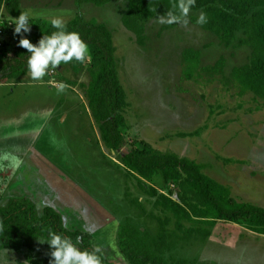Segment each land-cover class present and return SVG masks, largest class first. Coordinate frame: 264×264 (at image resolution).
Segmentation results:
<instances>
[{
    "label": "rangeland",
    "instance_id": "1",
    "mask_svg": "<svg viewBox=\"0 0 264 264\" xmlns=\"http://www.w3.org/2000/svg\"><path fill=\"white\" fill-rule=\"evenodd\" d=\"M126 7L127 0L101 5L86 2L81 6L77 0H20L21 12L32 13L29 23L54 16L68 22L82 12L88 20L104 23L111 30L118 72L129 102L120 154L131 150L133 142L147 141L162 152H176L204 163L207 174L231 187L233 198L264 207V108H257L259 102L252 93L239 95L237 86L229 81L232 67L249 60L250 49L221 47L210 33L189 20L184 26L160 24L157 19L148 24L149 40L141 46L122 23ZM4 13L3 8L0 16ZM187 47L202 50V67L224 58L222 71L212 75L201 68L199 74L187 79L182 59ZM61 76L75 79L71 71L59 69L54 76L36 82L29 77L23 84L0 85V118L2 112L16 108L24 111L26 104L24 109L20 105L36 102V116L29 117L31 128L36 127L32 129L37 133L35 149L57 164L79 190L82 186L117 211L120 218L133 216L141 220V228L154 232L157 221L142 216L135 198L143 197L148 211L164 217L166 214L155 209L132 174L123 171L119 154L111 152L101 138L102 146L99 144L100 130L85 93L89 78L82 76L70 85ZM22 77L11 81L18 82ZM61 84L63 91H58ZM53 109L56 111L51 120L41 125L43 116ZM6 129L0 128V143L7 142L3 134ZM25 139L19 138L21 142ZM22 182V178L16 180L14 188ZM36 182L33 180L32 185ZM158 189L170 193L177 187L168 183ZM97 207L93 204L95 214L102 219L105 211ZM145 218L148 220L144 223ZM169 229L174 230V219ZM179 234L172 240L176 249L168 254L169 259L187 258L193 264H264V234L243 224L221 220L206 240L182 241ZM24 260L22 252L0 249V264Z\"/></svg>",
    "mask_w": 264,
    "mask_h": 264
},
{
    "label": "trees",
    "instance_id": "2",
    "mask_svg": "<svg viewBox=\"0 0 264 264\" xmlns=\"http://www.w3.org/2000/svg\"><path fill=\"white\" fill-rule=\"evenodd\" d=\"M110 1L77 0V3L79 6L86 2L101 5ZM177 2L127 0L122 23L136 35L141 46H146L148 24L169 11L179 15L173 7ZM3 8L5 13L0 18L4 26L8 19L18 18L21 14L20 0H0V10ZM201 11L208 19L204 25L196 23ZM48 20L35 19L30 23L31 32L24 33V36L36 44L42 35H51L56 29ZM187 20L210 33L221 47L238 49L246 46L250 49L249 60L232 67L229 81L237 86L239 95L252 93L259 102L257 108H264V0H195ZM65 23L68 31L79 33L87 44L90 60L61 64L55 69L50 68L45 76L50 75L51 70L56 73V70L66 69L75 79L60 78L70 85L82 76L89 78L85 86L86 98L102 142L110 151L119 154L123 171L132 174L153 207L166 214L164 217L148 212L141 197L135 198L134 203L142 212L157 221L158 230L155 234L141 230L133 216L126 215L121 220L117 245L128 264H193L187 258L169 259L168 254L176 249L172 240L178 232H181L178 237L182 241L206 240L221 220L237 222L264 234V207L233 198L231 187L207 174L204 163L176 152H162L147 141L133 142L131 150L119 153L125 141V112L129 102L118 72L113 34L104 23L88 20L82 12ZM5 36L3 55L0 56V83L30 76L26 67L27 50L18 46L19 35L14 37L13 30L9 29ZM202 54L201 49L193 47L183 51L187 79L199 74L201 68L212 75L222 71L224 58L218 59L213 66L202 67ZM168 183L174 184L176 191L160 192L158 188ZM173 219L174 230L170 231ZM49 230L68 236L73 242L79 237L81 250L94 248L92 235L66 228L62 214L53 207L48 206L40 213L28 197H12L6 205H0V249H14L25 255L24 261L14 264H48L49 257L38 249L42 245L49 247L40 243ZM97 255L102 264H114L102 251Z\"/></svg>",
    "mask_w": 264,
    "mask_h": 264
},
{
    "label": "crops",
    "instance_id": "3",
    "mask_svg": "<svg viewBox=\"0 0 264 264\" xmlns=\"http://www.w3.org/2000/svg\"><path fill=\"white\" fill-rule=\"evenodd\" d=\"M29 77L24 76L18 82L13 83L9 81L7 83H0V85L14 86L16 84H23ZM33 82L36 81L34 80ZM49 86L52 87L50 84ZM11 91L13 90L11 89ZM25 104L26 108L24 111H19L16 108L2 112L3 120L0 118V128L7 127L6 132H3L4 138H7V142L5 143L3 140V143H0V154L10 152L23 160V164L15 170L6 167L7 161L0 164V205H6L12 197L21 196L30 198L36 204L40 213L48 206L53 207L62 214L67 228L79 229L90 233L92 235L93 246H100L101 251L109 261L114 264H128L117 245V232L122 218L118 216L117 211H114L111 207L104 204V202L101 203L95 194L97 198L82 186L80 187V191L77 184L70 180L57 164L52 163L49 159H45L46 156L41 154V151L39 152L35 149L37 133H33L32 129L36 127L33 125L34 128H31L32 123L29 117L36 116L37 106L36 102L34 104L27 102L19 107H23L24 109ZM51 111H49V114L46 113L47 116H43L41 125L43 123V125H46L47 121L51 120L56 109ZM21 119H24L23 123H21ZM27 119L28 121H26ZM20 136H24L26 139L21 142L19 140ZM98 140L102 146L100 137ZM31 154L34 157H31ZM21 178L23 179L22 185L18 189H15L13 183ZM33 180L34 182L37 181L34 185H32ZM93 204H97V210L99 211L103 208L106 216L102 219L100 216H97L93 209ZM144 215L148 217V214H143L142 212V216ZM148 218H145L146 220L143 219V221L145 220L144 223ZM135 221L139 223L141 220L135 219ZM141 230L149 229L145 227V229L141 228ZM157 230H154L152 234H155ZM38 251L49 257V247L42 245Z\"/></svg>",
    "mask_w": 264,
    "mask_h": 264
},
{
    "label": "clouds",
    "instance_id": "4",
    "mask_svg": "<svg viewBox=\"0 0 264 264\" xmlns=\"http://www.w3.org/2000/svg\"><path fill=\"white\" fill-rule=\"evenodd\" d=\"M195 5V0H178L173 6L178 10L179 15L169 11L165 16H159L157 22L160 24H182L187 26L188 14ZM32 13L22 11L15 19L13 35H19L18 46L27 50V72L32 80H40L47 75L48 70L55 69L61 64H67L73 60L84 63L90 60L87 44L81 39L80 34L75 31H68L65 21L54 16L48 20L51 27L56 29L51 35H42L36 44H33L24 33H30V19ZM208 22L207 15L203 11L197 17L196 23L204 25ZM23 30V31H22ZM64 85L61 84L58 91H63ZM7 161L6 167L13 170L18 169L23 160L10 152L0 154V164ZM141 202L143 197L140 198ZM67 228V225H65ZM80 239L76 241L65 235L49 230L47 237L40 243L49 246L48 264H102L101 258L97 253L101 251L100 246H95L93 250H81L79 247Z\"/></svg>",
    "mask_w": 264,
    "mask_h": 264
},
{
    "label": "built area",
    "instance_id": "5",
    "mask_svg": "<svg viewBox=\"0 0 264 264\" xmlns=\"http://www.w3.org/2000/svg\"><path fill=\"white\" fill-rule=\"evenodd\" d=\"M15 19L16 18L8 19L6 26H4L0 18V56L3 55V47H4L5 40H6L5 31L6 30L8 31L9 29H12V30L14 29L13 24L15 23ZM54 73H55L54 70H51L50 75H53Z\"/></svg>",
    "mask_w": 264,
    "mask_h": 264
}]
</instances>
